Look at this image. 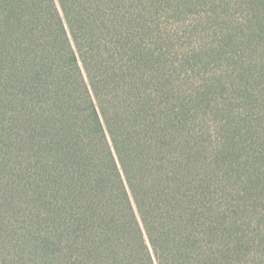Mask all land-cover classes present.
Here are the masks:
<instances>
[{"label": "trees", "instance_id": "trees-1", "mask_svg": "<svg viewBox=\"0 0 264 264\" xmlns=\"http://www.w3.org/2000/svg\"><path fill=\"white\" fill-rule=\"evenodd\" d=\"M0 264H264V0H0Z\"/></svg>", "mask_w": 264, "mask_h": 264}]
</instances>
